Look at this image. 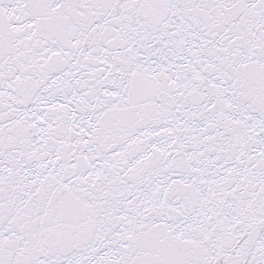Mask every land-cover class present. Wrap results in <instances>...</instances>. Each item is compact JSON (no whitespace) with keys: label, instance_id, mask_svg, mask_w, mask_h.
I'll use <instances>...</instances> for the list:
<instances>
[{"label":"snow or ice","instance_id":"6c2138e0","mask_svg":"<svg viewBox=\"0 0 264 264\" xmlns=\"http://www.w3.org/2000/svg\"><path fill=\"white\" fill-rule=\"evenodd\" d=\"M0 264H264V0H0Z\"/></svg>","mask_w":264,"mask_h":264}]
</instances>
